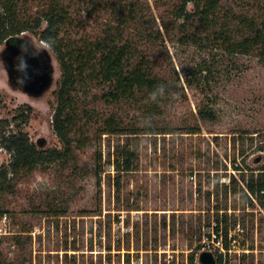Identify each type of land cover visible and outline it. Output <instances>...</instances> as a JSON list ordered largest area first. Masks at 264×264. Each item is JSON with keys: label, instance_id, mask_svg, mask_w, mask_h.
Masks as SVG:
<instances>
[{"label": "rangeland", "instance_id": "1", "mask_svg": "<svg viewBox=\"0 0 264 264\" xmlns=\"http://www.w3.org/2000/svg\"><path fill=\"white\" fill-rule=\"evenodd\" d=\"M145 1L163 33L162 49L169 64L164 69L174 86L163 114L150 116L127 107L123 112L137 133L94 136L76 151L78 169L57 163L17 179L13 193L0 195L8 216L7 234L0 238V264H121L123 259L190 264V255L197 245L202 248L204 234L216 223L217 212L228 218L220 225L229 229L227 237L223 230L231 249L224 263L264 264V197L260 201L257 194L250 195L251 204L238 193L252 177L258 179L264 164V60L255 53L230 59L214 48L183 45L178 29L169 36L161 22L179 0ZM39 2H31V11L40 8ZM261 3L264 0L223 2L235 15L250 16L262 14ZM188 9L193 10L192 3ZM77 19L83 25L72 28L74 36L99 31L95 17ZM28 33L52 55L55 80L43 96H30L8 84L0 59V118L11 120L9 129L26 131L34 142L43 139L44 148L61 149L52 124L61 66L54 50ZM3 47L0 44V51ZM213 53L219 54L218 62ZM205 67L221 72L210 80L214 88L208 93L202 90ZM194 69L199 83L189 85L187 77ZM206 94L214 101V121H202L197 112L207 101ZM23 111L29 113L26 123L13 120ZM156 125L161 128H150ZM196 125L199 132H184ZM168 126L177 128L164 132L167 128L162 127ZM126 143L138 158L132 171L119 176L118 192L114 185L118 172L109 155ZM10 161V153L0 148V168ZM232 176L238 182L231 185ZM16 235L20 243L15 242Z\"/></svg>", "mask_w": 264, "mask_h": 264}, {"label": "trees", "instance_id": "2", "mask_svg": "<svg viewBox=\"0 0 264 264\" xmlns=\"http://www.w3.org/2000/svg\"><path fill=\"white\" fill-rule=\"evenodd\" d=\"M35 1L0 0V44L23 45L32 40L28 33L32 32L57 54L62 79L57 90L52 124L63 147L44 148L43 139L34 142L26 131L18 127L9 129L11 120L0 118V148L11 155L9 165L0 168V195L13 193L17 179L39 167L48 168L59 163L65 166L71 164L78 169L76 151L90 144L94 136L137 133L138 129L127 121L128 115L123 110L138 108L146 115L161 116L169 100V89L174 87H170V78L164 69L169 64L162 49L163 33L145 0H39L40 8L33 12L31 2ZM155 1L165 3L163 0ZM223 2L179 0L172 3L169 18L161 16L165 33L170 36L172 30L178 29L177 38L181 44L214 48L217 52L222 51V57L226 54L232 59L239 54L255 53L264 60L263 3L260 4L262 14L250 16L242 13L235 15L233 9L226 8ZM190 3L193 4L192 11L188 9ZM82 15L96 18L99 31L95 35L71 34L72 28L81 26L77 18ZM218 55L212 54L217 62ZM210 66H213L212 63ZM205 69V84L208 86L203 84L202 90L208 93L214 88L210 80H215L221 72H216L213 67ZM196 71L194 69L187 77L189 85L198 81ZM199 72L204 71L200 69ZM225 73L229 72L226 70ZM205 96L207 101L197 109L199 118L214 121L217 119L214 101L208 94ZM100 104L103 106L99 107ZM13 120L26 123L29 113L23 111ZM176 128L162 127L164 132ZM184 130L186 133H197L200 129L196 125ZM137 158L129 143L118 146L114 153H110L109 163L118 172L114 178L118 192L121 191L119 176L122 172L132 171ZM236 169L242 168L238 166ZM231 182L232 185L238 181L232 176ZM238 193L251 204L254 202L250 195L257 194L258 199L263 200L264 164L260 167L258 179L252 177ZM5 212L0 202V218ZM227 219L226 214L220 217L217 212L216 229H220L221 223L224 224ZM224 227L227 237L229 229L227 225ZM14 239L20 243V236L16 235ZM225 246L229 249L228 240ZM196 248L197 251L189 257L190 264H197L196 254L201 245ZM216 260V264H228L224 263L223 253L218 254Z\"/></svg>", "mask_w": 264, "mask_h": 264}, {"label": "flooded vegetation", "instance_id": "3", "mask_svg": "<svg viewBox=\"0 0 264 264\" xmlns=\"http://www.w3.org/2000/svg\"><path fill=\"white\" fill-rule=\"evenodd\" d=\"M44 47V46H43ZM42 46H39L33 40L17 46L9 42L4 43V47L0 51V59L4 65V68L8 76V84L14 89L23 91L24 93L30 95L29 93L34 92L41 85V81L37 79V76L44 71V68L37 65L35 62H30L27 66L22 67L18 70L17 74L10 76L8 73V68L10 63L9 58L16 59L23 56L32 55L39 52ZM40 63L43 61H39ZM28 70L29 74L24 75L25 71Z\"/></svg>", "mask_w": 264, "mask_h": 264}, {"label": "water", "instance_id": "4", "mask_svg": "<svg viewBox=\"0 0 264 264\" xmlns=\"http://www.w3.org/2000/svg\"><path fill=\"white\" fill-rule=\"evenodd\" d=\"M32 61L43 67L44 71L37 76V79L41 81L40 87L29 94L34 97H41L51 89L55 80L53 58L46 47H42L39 52L28 55L27 57L23 56L16 59L9 58L8 62L10 63V67L8 68V73L10 76H13L17 74L19 69L27 66ZM39 61H43V63ZM27 74H29L28 70L25 71L24 75ZM198 261L200 264H216V257L211 251H202L198 256Z\"/></svg>", "mask_w": 264, "mask_h": 264}, {"label": "built area", "instance_id": "5", "mask_svg": "<svg viewBox=\"0 0 264 264\" xmlns=\"http://www.w3.org/2000/svg\"><path fill=\"white\" fill-rule=\"evenodd\" d=\"M46 44V43H45ZM7 214H4L0 218V238L3 234H7ZM202 248L197 253L196 261H198V256L202 251H211L214 253L216 259L217 255L223 253L224 256L229 252L231 249H227L224 242L223 237V229H216V223L211 227V229L206 232L202 239ZM217 263V260H216ZM121 264H141V262L137 260H132L130 263H127L125 259L122 260Z\"/></svg>", "mask_w": 264, "mask_h": 264}]
</instances>
